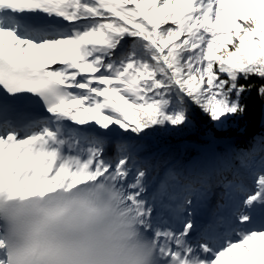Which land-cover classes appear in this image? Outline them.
Returning <instances> with one entry per match:
<instances>
[{
  "label": "snow or ice",
  "instance_id": "1",
  "mask_svg": "<svg viewBox=\"0 0 264 264\" xmlns=\"http://www.w3.org/2000/svg\"><path fill=\"white\" fill-rule=\"evenodd\" d=\"M253 93L264 104V0H0V213L107 180L153 264H264V135L146 154L197 112L239 119ZM0 264H25L12 236Z\"/></svg>",
  "mask_w": 264,
  "mask_h": 264
},
{
  "label": "clouds",
  "instance_id": "2",
  "mask_svg": "<svg viewBox=\"0 0 264 264\" xmlns=\"http://www.w3.org/2000/svg\"><path fill=\"white\" fill-rule=\"evenodd\" d=\"M128 199L101 180L19 201L16 215L0 213V235L18 241L25 264H153L141 214Z\"/></svg>",
  "mask_w": 264,
  "mask_h": 264
},
{
  "label": "trees",
  "instance_id": "3",
  "mask_svg": "<svg viewBox=\"0 0 264 264\" xmlns=\"http://www.w3.org/2000/svg\"><path fill=\"white\" fill-rule=\"evenodd\" d=\"M262 106L259 97L253 93L243 116L228 121L222 127L214 126L203 113L197 112L192 126L178 132H158L149 138L146 154L189 162L192 158L201 156L198 147L207 145L210 138L233 139L229 147L221 145L217 152H224L230 148H247L254 137L264 135Z\"/></svg>",
  "mask_w": 264,
  "mask_h": 264
},
{
  "label": "rangeland",
  "instance_id": "4",
  "mask_svg": "<svg viewBox=\"0 0 264 264\" xmlns=\"http://www.w3.org/2000/svg\"><path fill=\"white\" fill-rule=\"evenodd\" d=\"M220 144H223V142H210V145H208L206 148H200L201 153L204 155L208 152H216V149L219 147ZM207 215H205L206 217Z\"/></svg>",
  "mask_w": 264,
  "mask_h": 264
},
{
  "label": "water",
  "instance_id": "5",
  "mask_svg": "<svg viewBox=\"0 0 264 264\" xmlns=\"http://www.w3.org/2000/svg\"><path fill=\"white\" fill-rule=\"evenodd\" d=\"M263 109H262V116L264 117V104H263ZM262 126H264V123H262ZM233 141V139H231V140H224V139H222V138H220V139H215V138H210L209 139V144L208 145H210V142L211 143H213V142H232ZM201 147H202V145H201ZM204 148H206L207 146H203ZM199 148V147H198Z\"/></svg>",
  "mask_w": 264,
  "mask_h": 264
}]
</instances>
